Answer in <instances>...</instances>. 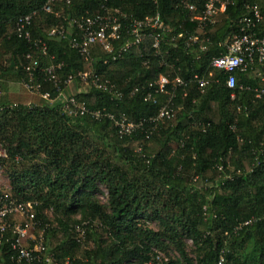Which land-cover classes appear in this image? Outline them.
<instances>
[{
    "label": "trees",
    "instance_id": "16d2710c",
    "mask_svg": "<svg viewBox=\"0 0 264 264\" xmlns=\"http://www.w3.org/2000/svg\"><path fill=\"white\" fill-rule=\"evenodd\" d=\"M49 1L0 0V92L6 80H27L28 55L38 59L16 28L19 19L31 15L27 30L32 42H45L51 63L62 65L60 88L68 76L91 71L122 97L91 87L73 88L70 94L90 110L125 115L135 123L157 114V106L144 97L159 75L173 78L167 66L178 69L184 80L205 74L211 59L225 53L218 45L238 33L245 4L264 2L228 0L218 26L199 31L181 0H70L53 3L46 12ZM115 12L135 20L159 14L169 27L160 51L146 38L114 61L98 47L85 61L68 39L47 36L51 29L76 36L69 23L85 17L111 14L125 21ZM193 35L208 42L206 51L194 52L198 45L186 48ZM121 43H114V49ZM40 62L48 66L49 58ZM219 75L220 82L203 93L190 83L186 98L178 90L171 119L153 128L144 124L122 138L108 119L64 115L62 100L39 69L34 83L53 104H12L0 95V167L7 168L10 187L0 195L35 204L36 222L55 264H218L221 257L225 264H264V152L256 153L264 144V98L227 89L225 76ZM240 83L251 90L258 84L247 74L240 75ZM220 166L231 179L220 178ZM46 210L54 226L44 217ZM77 228L92 248L82 246ZM187 242L194 258L186 252ZM169 250L177 257L158 261L155 251L168 256ZM12 255L10 246H0V264H17Z\"/></svg>",
    "mask_w": 264,
    "mask_h": 264
},
{
    "label": "built area",
    "instance_id": "2783aa9c",
    "mask_svg": "<svg viewBox=\"0 0 264 264\" xmlns=\"http://www.w3.org/2000/svg\"><path fill=\"white\" fill-rule=\"evenodd\" d=\"M56 2L69 3L70 0H50L45 7L46 12H50L49 6ZM184 9L193 14L192 21L196 22L199 31L208 28H216L219 24L220 16L225 12L229 5L228 0H195L191 3L189 0H181ZM198 2V3H196ZM200 5V7L197 6ZM245 15L239 20L238 33L232 34L226 40L221 42L218 47L224 50V54L211 59L208 70L205 74L199 75L194 73L189 79L184 80L179 76V70H175L173 65L167 66L170 70L169 74H174L173 78L166 75H159L155 82L148 84V92L144 97V102H151L157 106V114L148 120H140L135 123L130 121L125 115L115 116L106 110H90L84 103L78 101L72 94L67 95L65 89L73 84H83L96 90L107 92L113 98L120 99L121 93L111 85L108 81L102 82L99 76L91 71L78 72L76 75H70L62 83L64 87L60 88V82L57 76V71L62 67L61 64L54 65L51 63L53 58L49 57L48 47L43 41L32 42L31 35L27 30L30 25L32 16H26L19 19L16 23L17 33L20 38H24L31 43L37 52L38 59H34L28 55L27 58L32 61L31 66L26 69L27 80L22 82V86L27 92L38 96L43 101L52 102L49 93H42L41 85L34 83V71L39 69V72L45 76V82L51 83L56 89V99L62 100L61 112L68 118L73 120L82 117H89L94 120L108 119L116 129L117 135L128 137L136 130L141 129L144 124L147 128L158 126L171 119L174 108V98L178 90L182 93V98L187 97V86L192 84L195 88L203 93L211 83H219L222 76H225L224 85L231 91H252L256 99L264 98V2L247 3L245 4ZM119 14V12H115ZM125 21L120 22L114 15H100L94 18L85 17L79 20H73L69 26L76 30V36L70 35L64 29H51L47 36L49 38L58 37L68 39L70 47L85 61L90 59L91 51L98 47L103 52L109 54L114 61L130 48L139 46L146 38L152 40V48L160 51V45L163 42L164 35L169 31V27L160 19L159 14L148 17L144 20H135L126 15L119 14ZM184 36L178 35V38ZM122 41L117 49H114L113 44ZM175 40L172 39V42ZM206 44L199 39L198 35L191 36L186 48L198 45L194 52L206 51ZM49 58V65L42 66L41 60ZM247 74L253 80L258 82L254 89H250L240 83V75ZM80 92V91H78ZM165 96L163 102H158V96ZM231 100L235 99V94L232 92ZM151 132L149 129L145 131L146 139L149 138ZM142 147L139 146L137 151L140 153ZM264 152V144L256 153ZM218 170L221 172V179H231V175H225L223 167ZM233 173L234 171L231 170ZM231 172V173H232ZM237 175L240 172H236ZM197 179V178H195ZM35 204L31 202L21 203L12 200L7 194L0 195V246L8 245L12 249V261L17 264H55L54 257L49 254L45 246V238L42 233L37 240H33L29 247H25L24 240L30 229L38 227L40 224L36 222L34 214ZM19 218L21 221L16 222ZM254 220L245 223V226L250 225ZM76 232L83 235V231ZM79 240V239H78ZM64 264H69L65 261ZM218 264H225L224 258H220Z\"/></svg>",
    "mask_w": 264,
    "mask_h": 264
},
{
    "label": "rangeland",
    "instance_id": "374dc122",
    "mask_svg": "<svg viewBox=\"0 0 264 264\" xmlns=\"http://www.w3.org/2000/svg\"><path fill=\"white\" fill-rule=\"evenodd\" d=\"M219 23H220V18H219ZM4 84H5V88L1 90L0 95L5 96L7 100L10 101V103L12 104H21L24 106H34V105L42 104V102H44L38 96L32 95L29 92H27L25 88L22 86V84H18V83L13 84L12 81L10 80H6V83ZM72 86L77 92L79 89L80 91L87 90V86L83 84H73ZM70 93L71 92H68V95ZM47 104L51 105L53 104V102L52 103L48 102ZM0 156L2 157L4 156V152L1 148H0ZM6 169H7L6 167H3V168L0 167V194L10 189L9 179L6 173ZM197 185L200 186V183H198ZM43 215L46 218V220L49 222V224L54 226V217H53L52 212L49 210H46L43 212ZM78 220H80L79 217L76 218V221ZM20 221L21 220L19 218L16 219V222H20ZM153 228L156 229V226L153 225ZM42 233L44 234V230L41 229L40 225L38 227L36 226L30 229L27 234L26 239L24 240L25 247H29L32 244V242H34L33 240H37ZM75 234H76V238L81 241L80 243L82 244L84 248H87V249L92 248L91 243L85 242L84 235H82L79 232H75ZM186 244H187L186 252L189 258H194L193 250H192L193 248H192L191 243L187 242ZM155 254L157 255L158 261L163 260L165 262H167L169 259L174 260L177 257V253L172 250L168 251V256H165L163 253H159L157 251H155Z\"/></svg>",
    "mask_w": 264,
    "mask_h": 264
},
{
    "label": "crops",
    "instance_id": "0c3cea01",
    "mask_svg": "<svg viewBox=\"0 0 264 264\" xmlns=\"http://www.w3.org/2000/svg\"><path fill=\"white\" fill-rule=\"evenodd\" d=\"M13 83V82H12ZM13 84H15V83H13ZM70 89H68L70 92H72V90H73V86H70L69 87ZM78 91H80V89L78 90Z\"/></svg>",
    "mask_w": 264,
    "mask_h": 264
}]
</instances>
